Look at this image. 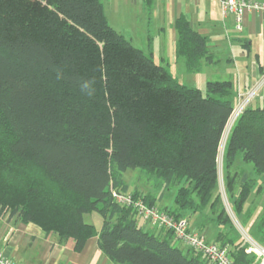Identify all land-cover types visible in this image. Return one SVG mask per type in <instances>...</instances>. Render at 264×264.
I'll list each match as a JSON object with an SVG mask.
<instances>
[{"label":"trees","instance_id":"16d2710c","mask_svg":"<svg viewBox=\"0 0 264 264\" xmlns=\"http://www.w3.org/2000/svg\"><path fill=\"white\" fill-rule=\"evenodd\" d=\"M176 28L189 73L213 62L185 17ZM234 105L228 81H209L204 94L173 78L109 24L100 0H0V213L73 239L76 251L98 235L114 264H213L185 252L172 230H145L112 188L156 205L124 178L141 169L176 188L173 207H161L170 215L206 213L229 227L219 153ZM240 154L255 177L233 169ZM222 165L229 203L260 240L264 211L253 220L247 202L264 194V106L237 117ZM91 213L100 229L84 219ZM229 234L216 242L249 264L248 245Z\"/></svg>","mask_w":264,"mask_h":264},{"label":"crops","instance_id":"0c3cea01","mask_svg":"<svg viewBox=\"0 0 264 264\" xmlns=\"http://www.w3.org/2000/svg\"><path fill=\"white\" fill-rule=\"evenodd\" d=\"M101 3L109 24L157 60L175 79V72L184 76L186 70L185 58L176 55L179 36L176 21L185 17L206 38L213 57L211 63L202 59L200 70L193 74L205 71L206 85L209 81L230 82L234 103L239 101L240 94L252 92L249 106H264V12L245 10L241 28H237L235 15H223L218 0H101ZM213 77L218 80H208ZM241 169L248 172L244 167ZM263 180L264 177H259L257 183ZM153 196L158 198L156 205L173 207L174 197L171 205H163L162 194ZM87 216L93 217L89 223L101 228V217L91 213L84 216L85 220ZM189 223L191 229L210 241H217L218 233L224 230L206 213L191 215ZM139 225L148 231H158L146 222L140 221ZM98 240V235L94 236L81 251H76L73 239L61 242L35 223H23L8 212L0 213V248L19 264H114L100 249Z\"/></svg>","mask_w":264,"mask_h":264},{"label":"built area","instance_id":"2783aa9c","mask_svg":"<svg viewBox=\"0 0 264 264\" xmlns=\"http://www.w3.org/2000/svg\"><path fill=\"white\" fill-rule=\"evenodd\" d=\"M218 1L221 4L223 15H235L237 28H241L245 10L264 12V0ZM248 95L251 98L252 92ZM245 105L246 102L244 101L243 106L234 109L229 123L233 120L232 118L237 119L238 115L243 111V107ZM229 126H227V128H229ZM112 195L118 203L123 206L130 207L132 209L133 217L139 222H146L158 229L172 230L174 233V241L178 246L195 250L213 264H239L235 262V258L232 256L228 246H223L216 241H210L203 234L191 229L188 218H175L160 206L147 205L143 199L135 198L132 193L122 192L112 188ZM246 252L248 254H256L258 257L256 264H264V246L251 240ZM0 264L19 263L8 257L0 248Z\"/></svg>","mask_w":264,"mask_h":264},{"label":"rangeland","instance_id":"374dc122","mask_svg":"<svg viewBox=\"0 0 264 264\" xmlns=\"http://www.w3.org/2000/svg\"><path fill=\"white\" fill-rule=\"evenodd\" d=\"M101 1V0H100ZM114 21L113 19H111ZM148 55V54H147ZM157 62V60H156ZM184 67V65H183ZM186 69V66L184 67V70ZM187 70L184 72V76L174 73L176 79L179 80L181 83H185L189 87L193 88H198L203 91L204 94H206V82L204 80V75L206 72L204 71L203 73H187ZM218 80V78H209L208 80ZM244 101L246 102V105L243 107V110L249 106V101H250V96L248 94H240L239 95V101L234 103L235 108L243 106ZM241 114V113H240ZM239 114V115H240ZM238 115V116H239ZM231 122L229 123V128L226 129L224 136H223V141L222 145L220 148V153H219V188L221 192V197H222V202L225 206L226 209V215L229 216L230 219V226L225 228L224 231L227 232L229 231V235L234 237L236 239V242H242L244 244H247L248 246L250 245V241L253 240L256 243L264 246V242L262 241V237L260 240L253 236L252 232L250 231L248 225H244V222L241 218L240 215L237 214L236 211L233 210V207L228 201V197L225 192V185H224V180H223V165H222V158H223V152L226 144V140L229 136V133L231 131V128L233 126V122H235V118H232ZM233 121V122H232ZM244 167L248 172H251L254 174V165L253 163H246L243 162L242 155L237 156L236 163L234 165V170H242L241 168ZM125 180L129 183L130 188L138 189L142 194H147L150 193L152 195H160L162 194L165 197V200L163 201V205H171L172 203V198L175 195L176 188L175 187H169L166 188L165 185L161 180H159L154 174H150L146 171H143L141 169H135V170H129L124 174ZM132 190V189H131ZM174 205V204H173ZM247 205L249 206V209L253 212L254 211V217L253 220L260 219L261 213L264 211V196L262 195H256L255 192L252 193L250 199L247 202ZM93 216H97V218H100L98 213H92ZM259 215V216H258ZM93 217H86V221L88 222L89 219ZM256 221V222H257ZM97 222V220H96ZM253 221V223H256ZM98 225V224H96ZM231 245H228L229 248ZM184 251L188 252V249L186 247H183ZM250 260L249 264H256L258 261V257L256 256L255 253H251L249 255Z\"/></svg>","mask_w":264,"mask_h":264}]
</instances>
